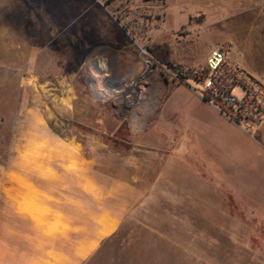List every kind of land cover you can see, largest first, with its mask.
<instances>
[{"label":"rangeland","instance_id":"obj_1","mask_svg":"<svg viewBox=\"0 0 264 264\" xmlns=\"http://www.w3.org/2000/svg\"><path fill=\"white\" fill-rule=\"evenodd\" d=\"M222 43L260 59L264 82V0H0V175L13 172L20 193L32 182L61 195L53 203L72 219H81L76 200L82 220L98 210L120 220L80 264H264V169H230L182 142L169 97L183 83L140 77L144 58L194 68ZM96 59L110 75L119 61L126 87L138 88L136 105L125 96L118 110L96 88L88 70ZM243 140L261 147L255 135ZM56 143L93 161L103 198L69 175L43 181L45 166L61 170L48 165Z\"/></svg>","mask_w":264,"mask_h":264},{"label":"crops","instance_id":"obj_2","mask_svg":"<svg viewBox=\"0 0 264 264\" xmlns=\"http://www.w3.org/2000/svg\"><path fill=\"white\" fill-rule=\"evenodd\" d=\"M229 57L241 69L261 80L258 74L260 59L249 61L241 57L236 47L233 51L230 48ZM169 107L172 128L180 132L182 142L201 147L202 155H212L230 169H251L252 164L264 169V124L255 133L261 147L245 144L243 136L246 135L211 109L187 83L173 88ZM54 149L48 165L55 160L61 170L58 173L45 166L43 181L56 184L62 182V175H69L81 192L92 199L103 198L100 186L86 165L93 161H86L82 151L64 143H56ZM137 168L129 167V185L135 182ZM12 174L6 180L0 175V264H80L96 251L100 242L118 230L120 220L114 213L89 211L85 215L87 219L82 220L83 210L74 200L71 211L81 219H72L73 215L53 203H62L61 195L57 197L41 191L32 182L22 184L27 193H20L19 181ZM22 225L25 231L20 230ZM67 239H70L69 250L63 247Z\"/></svg>","mask_w":264,"mask_h":264},{"label":"built area","instance_id":"obj_3","mask_svg":"<svg viewBox=\"0 0 264 264\" xmlns=\"http://www.w3.org/2000/svg\"><path fill=\"white\" fill-rule=\"evenodd\" d=\"M229 54L228 44H218L209 51L203 65L194 68L175 62L164 65L144 58L141 62L143 71L150 73L143 79H160L163 74L173 81L189 84L211 109L253 138L264 124V83L241 69ZM107 89L114 91V96L120 95L122 90L114 86Z\"/></svg>","mask_w":264,"mask_h":264},{"label":"bare ground","instance_id":"obj_4","mask_svg":"<svg viewBox=\"0 0 264 264\" xmlns=\"http://www.w3.org/2000/svg\"><path fill=\"white\" fill-rule=\"evenodd\" d=\"M113 63L116 64V69L114 68L115 71L111 70V73H112L111 75L107 74L108 72L110 73V70L105 71V69H107L106 67L108 66L107 65L108 63L106 64L105 60H98V59L93 60L89 64L90 67L89 68L87 67V68L90 71V68L92 67L96 71V73L89 72L92 80L95 83L96 88L100 92H102L104 95H106V97H114L113 103H114V105H116L119 108L118 110H120L122 106H123L122 108L126 110V108H124V106L126 107V103L128 102V100H126L125 96L130 98L131 99L130 101H132V103H129V107L131 105H133V103L136 102L135 103V105H136L138 103V101H140V99L137 95V91H136V89H138V88H136L135 84H133L130 88H127L126 87V80L129 76V74H127L126 72H122V71L120 72V69H118V67H117V63H119L118 60H114L112 62V66H113ZM148 72L149 71H147V72L144 71L140 75V77L145 76ZM100 74H102V75H100ZM102 84H104V85H102ZM112 86L117 87V89H122L121 90L122 92L121 91L119 92L121 94L118 96H113L112 94L113 93L115 94V92L111 91L110 89H107L108 87H112Z\"/></svg>","mask_w":264,"mask_h":264}]
</instances>
